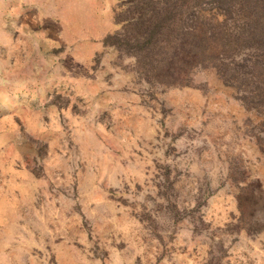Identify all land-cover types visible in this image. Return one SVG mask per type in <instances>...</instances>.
Segmentation results:
<instances>
[{
  "label": "rangeland",
  "instance_id": "374dc122",
  "mask_svg": "<svg viewBox=\"0 0 264 264\" xmlns=\"http://www.w3.org/2000/svg\"><path fill=\"white\" fill-rule=\"evenodd\" d=\"M136 4L0 0V264H264L258 80L138 64Z\"/></svg>",
  "mask_w": 264,
  "mask_h": 264
},
{
  "label": "trees",
  "instance_id": "16d2710c",
  "mask_svg": "<svg viewBox=\"0 0 264 264\" xmlns=\"http://www.w3.org/2000/svg\"><path fill=\"white\" fill-rule=\"evenodd\" d=\"M134 1L136 16L108 41L128 49L138 64L150 66L154 73L163 72L167 64L165 73H177L176 83L196 67L226 69V59L245 55L238 66L247 72L239 68L234 77L248 81L250 74L258 80L256 89L264 93V0ZM213 10L224 14L225 20L214 17ZM231 70L227 67L225 72Z\"/></svg>",
  "mask_w": 264,
  "mask_h": 264
}]
</instances>
